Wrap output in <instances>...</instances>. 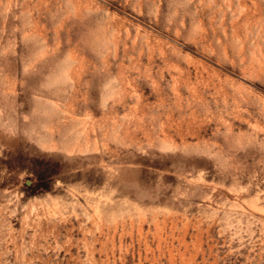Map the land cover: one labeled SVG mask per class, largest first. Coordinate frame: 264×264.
I'll return each instance as SVG.
<instances>
[{"label": "rangeland", "instance_id": "374dc122", "mask_svg": "<svg viewBox=\"0 0 264 264\" xmlns=\"http://www.w3.org/2000/svg\"><path fill=\"white\" fill-rule=\"evenodd\" d=\"M0 264H264V0H0Z\"/></svg>", "mask_w": 264, "mask_h": 264}]
</instances>
